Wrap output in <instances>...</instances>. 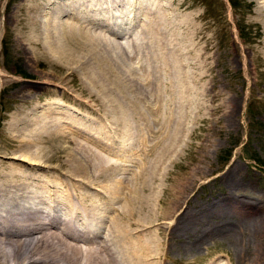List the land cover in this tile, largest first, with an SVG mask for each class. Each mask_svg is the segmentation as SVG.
I'll return each mask as SVG.
<instances>
[{
    "label": "rangeland",
    "instance_id": "obj_1",
    "mask_svg": "<svg viewBox=\"0 0 264 264\" xmlns=\"http://www.w3.org/2000/svg\"><path fill=\"white\" fill-rule=\"evenodd\" d=\"M250 1L251 0L157 1L161 6H163V8L159 11L157 10V12L150 15V17L152 18V16L158 15L159 19L157 17H153L156 21H162V19H164L162 21L164 27H162L163 30L167 29L164 31L165 36L168 35L167 38L171 41L168 42V46L163 47H166V53L170 52L173 54L175 56H173L174 60H177L176 62L178 64L184 65L188 71V83L191 87L189 94L191 93L190 97L192 99V105L189 106L190 111L188 110V113H183L180 117L178 115L179 119H176V115H171L173 116L171 119L168 117L170 115L163 117H145V119L144 117L130 116L129 118H132L134 121V124H132L131 127L132 131L129 130L131 139H129L126 145L123 146L122 142L124 139H121L122 133L119 132L120 129L118 130V126H121V123L118 124V122L123 119L121 117L113 114L107 115L106 113L105 115L104 113H90L83 117V115L81 116L72 112L58 115H49L46 113L44 115V109L49 107L47 103L50 101L49 98L51 96L57 95V99H59L62 104L70 106H74V104L71 103V100L73 99L71 96L77 99L80 98V100H84L85 96L77 90L79 86L82 88L78 77L67 79L65 86L61 87L60 82L64 78V71H61L57 65L49 63V58L40 53L42 50L39 47H33L30 45V42H28V34L30 31L25 25H27L33 16L35 19L38 18V15H35L33 13L34 9H32V6L34 8L38 6L41 11L39 20H47L48 17H51L50 19L60 18V21H72L74 24L79 25L81 29L86 28L91 33L101 36L104 35L111 39L115 38L118 41L117 37L109 34L114 33L117 34L119 38L122 37V39L128 41L135 38L134 36H137L136 30H138L139 26H141L139 25L141 18L138 16L139 13L128 20V17H119V8L114 7L113 9L105 7V11L104 9L101 10L103 18L110 19L112 23H122L118 26L121 28L123 26V33H121L122 31H115V29L104 25L102 20H98L99 18L96 17L92 11H87L84 13L85 15H69L63 11L59 12L56 7L59 4H62L63 0H61V3L60 0H49V2L48 0H0V161L4 163L6 162L7 164L24 165L29 167V165L23 161V156L32 157L33 155L30 156L29 154L22 153L28 143L23 142V139L25 134L27 135V132L36 127L38 128L37 133L41 132V134H39L41 137L38 135L39 137L30 139L31 141L33 140V144H35V142L36 144L39 143L42 139L44 141L41 140L39 144L46 146H51V144H61L62 146L71 147L74 141H76L77 143L83 144L89 148H95V151H97L98 154H103L112 160V163H114L113 169L115 168V177L119 175L123 178H129L137 169L136 166L140 159H138L136 155L140 153L138 152L141 149L140 146L155 144L157 143V140L158 142L166 141L165 143L167 144L165 145L164 143L163 146L166 147L167 145L171 146V144H173L172 150L176 148L174 150V153L176 154L172 153V163L168 164V167L171 169L174 177L184 174L187 170H190V173L197 172L195 175V181L186 191L184 205L181 207L179 212H187L184 219L189 221V223H193L192 225L194 227L201 228L203 235L197 236V234H193L194 236H192L188 232L184 235L177 231L173 236L174 238H172V242L169 244L167 243L168 248L170 245L172 248L170 253L167 250L168 253L166 262L164 263L162 260L163 257H161L160 263L244 264L240 260L239 250L241 246L240 242H244L245 246L249 248L248 253L250 254L248 261L245 263L264 264V17H254L253 15L256 10H259V7H263V3L258 2L259 4H250ZM74 2L75 1H73V3ZM81 3L84 5L86 4V2L83 1ZM178 16L184 19L185 25L183 24V19ZM186 16L189 17L185 19ZM72 17L74 18L69 19ZM188 20L189 23H187ZM177 21L179 25H176ZM182 24L183 26L181 27ZM127 28L128 30H126ZM178 29H181L180 32ZM181 31L183 33H181ZM25 34L27 35L26 37ZM122 34H126L127 36L124 38L123 36L125 35ZM141 37L142 38L136 42H139V45L143 46L144 36L141 35ZM189 37L192 39H189ZM178 41L179 43H176ZM188 42H190L189 45L191 43L192 44L189 46ZM184 44L186 45L185 49ZM179 45L182 46L179 47ZM135 46L137 48L138 45ZM187 46H189V48H187ZM174 47L175 49H173ZM182 49H184L186 53ZM189 56L191 57L190 59ZM181 59L183 60L181 61ZM123 60L124 61H121L122 65H125L127 61L125 59ZM190 60L192 62H190ZM188 67L189 69H187ZM38 81L39 83L46 82L43 85H39L36 83ZM193 82L195 84H192ZM51 84L55 86H52ZM198 91L200 93H197ZM198 94L202 97L200 95L198 96ZM30 96H33V99ZM64 96L67 97L65 98ZM199 98H201L203 102H201ZM22 101L23 103H21ZM196 101L201 104H197ZM31 116L33 117L32 119L35 117L38 118L32 120ZM42 116H44V118L46 116V118L40 120ZM53 116L55 117L54 119L58 130L63 131L65 134V138H63V140L57 136L48 138L42 129L43 125L49 121L48 118ZM181 117L183 118L181 119ZM91 118H93V124L89 126L90 123H87L86 119L91 121ZM155 118H159L160 120ZM17 119L18 121H16ZM152 119L154 120L152 121ZM168 119L169 121H172L169 122ZM180 119L182 122H179ZM135 120L139 123L135 122ZM147 120L152 122L149 123ZM183 121H185V123ZM141 123L143 124L142 126ZM19 124L20 126H18ZM144 124L147 127L150 124L151 127L149 126L147 128ZM160 124L162 126L164 125V130L166 131L162 132L163 127ZM62 126L64 128H62ZM86 126L88 129H90L89 127H94V130L96 131L99 127H101L102 130L96 134L98 138L94 139L92 138L93 136L91 137L87 135V132L84 131V127ZM153 127L155 128V132L154 129H152ZM179 127H182L184 130ZM143 128L145 131H143ZM167 128H169L168 132L170 130L172 131L167 133ZM178 128L180 131H178ZM39 129H41V131ZM65 130H67V132ZM175 130L176 133H173ZM181 130H183V133ZM20 131H23L22 136ZM68 131H70V133ZM141 131H143L142 134ZM17 132L18 135L16 134ZM79 132L81 134H79ZM138 133L142 137L138 135ZM177 133L181 136H178ZM132 135H135V137ZM185 135L187 137H185ZM17 136L19 137L17 138ZM105 136L111 137V140L108 141L104 139ZM153 136H155V139ZM171 136L172 138H170ZM37 138H40L39 141H37ZM114 138H116V142L119 139L122 140V142L119 140V145L115 144ZM137 138H139V140ZM142 138H144L143 140L145 141V144L144 141L141 140ZM25 139L27 140V138ZM170 139V142H172L171 144L168 143ZM64 140L66 144L64 143ZM83 140L85 142H83ZM132 140H135V142ZM140 140L141 142H137ZM106 142H108V144H106ZM90 144L91 146H89ZM97 144L100 145L97 146ZM125 146L127 147L125 148ZM160 146H162V144H160ZM19 148H22V151ZM18 149L20 151H17ZM65 155V152L57 153L50 151V153L48 152V154L40 156V159L38 160L41 161L39 162L40 164L48 166L49 168H56L62 174L63 171L60 170L61 167L59 165L60 163H64V161H66ZM128 159L131 161V163H129L132 164L129 166L130 168L125 167L128 166ZM134 160L137 162L135 163ZM143 168L144 167L141 169ZM117 169L120 171H117ZM57 171L56 173L59 174ZM118 172L121 175L118 174ZM160 181H158L155 186L160 183L158 186L161 187L162 190L159 189L158 191H161L160 198L161 200H164V204L161 205L163 207V205L166 206L167 201L169 202L167 187L170 182L169 179H161ZM86 193L89 194L88 192ZM234 211L244 213V217L242 218V215H239ZM240 225L243 226V229L241 230L238 228ZM112 238V235L108 237V250L114 249L113 251H116V247H113L115 246L113 241L114 238ZM200 239H203V245L198 248H193V244ZM163 241L161 239V243H163ZM256 244H258V247L255 248ZM165 248L166 244L164 243L163 250ZM160 263L156 259L155 264Z\"/></svg>",
    "mask_w": 264,
    "mask_h": 264
},
{
    "label": "bare ground",
    "instance_id": "obj_2",
    "mask_svg": "<svg viewBox=\"0 0 264 264\" xmlns=\"http://www.w3.org/2000/svg\"><path fill=\"white\" fill-rule=\"evenodd\" d=\"M73 1L75 2L73 3ZM82 1L86 2V4H82ZM157 1L158 0H63L62 4H59L56 7L59 12L63 11L69 15H80L87 11H92L95 16L99 18L98 20H102L104 25L115 29V31H122L121 33H123V26L122 28L118 26L122 23H112L110 19L103 18L101 10L104 9L105 11L108 7L113 9L114 7L119 8V17H128V20L139 13L138 16L141 17L139 25L141 26L136 30L139 34L136 33L137 36H134V33L133 36L135 38L128 41L122 39V37L119 38V36L114 33L109 34L117 37L118 41L115 38L114 40L104 35L101 36L91 33L86 28L81 29L79 25L74 24L72 21H60V18H56V20L48 17L47 20H39L41 14L40 8L38 6H36V8L32 6V9H34L33 13L38 15V18L35 19L33 16L34 19H30L27 25L24 24L30 31L28 34L29 41H27L30 42V45L33 47H39L42 50L40 53L49 58V63L57 65L61 71H64L63 81H58L60 82L61 87L65 86L67 79L78 77L82 88L79 86L77 90L85 96L84 100H80V98L77 99L71 96L72 94L70 95L73 98H71V103L76 107L62 104L61 101L57 99V95L51 96L49 98L50 101L47 103L49 107L44 109V115L46 113L49 115H58L72 112L81 116L83 115V117L90 113H104V115L106 113L107 115L113 114L121 117L123 118L122 121L118 122V124L121 123V126H117L118 130L120 129L119 132L122 133L121 139L123 138L124 141L122 142V140H119L124 146L128 140L131 139L129 130L132 131L131 127L132 124H134L133 119L131 118V121L129 118L130 116H139L144 117L145 119V117L148 118L152 116L163 117L176 115L177 118L174 117L179 119L181 114L188 113L189 106L192 105V99L190 97L191 93L189 94L191 89L189 86L190 84L188 83L189 74L184 65L178 64L176 62L177 60H174L175 56L173 54L165 52L166 47L163 46H168V42L171 40L167 38V34V36H165L164 31L167 29L163 30L164 26L162 21L164 19H162V21H156V17L159 19L158 15L152 16V18L155 17L153 20L150 17V15L156 13L157 10L159 11L163 8V6ZM258 2H262L263 7H259V10H256L253 15L254 17H264V0H251L250 4H259ZM178 17L182 18L180 16ZM188 17L186 16L185 19ZM73 18L74 17L69 19ZM187 23H189V20ZM183 24L185 25V22ZM176 25H179L178 21ZM126 30H128V28ZM178 30L180 32L181 29ZM181 33L183 32L181 31ZM26 34L25 37L27 36ZM122 35H125L123 36L124 38L127 36L126 34ZM141 35L144 36L143 46L139 45V42H136L142 38ZM191 37H189V39H192ZM190 42H188V45ZM176 43H179V41ZM135 45H138L137 48ZM180 46L182 45H179V47ZM185 46L186 45L184 44V49ZM189 46H187V48H189ZM173 49H175V47ZM184 49L182 50L184 51ZM190 58L191 57L189 56V59ZM123 59L127 61L125 65H122L121 61H124ZM182 60L183 59H181V61ZM190 62L192 61L190 60ZM187 69H189V67ZM39 81L36 82L39 85H43L46 82L39 83ZM195 83L193 82L192 84ZM197 93L200 92L198 91ZM199 95L200 94H198V96ZM64 97L66 98L67 96ZM199 100L203 102L201 98H199ZM196 102L197 104H201L198 101ZM21 103H23V101ZM170 116H168L170 119L173 118V116ZM32 118L33 117L31 116V119ZM36 118L38 117H35L34 119ZM43 118L44 116H42L40 120ZM54 118V116L49 117V121L47 122L45 120L46 123L43 125L42 129L48 138L57 136L63 140L65 134L63 131L58 130ZM182 118L183 117H181V119ZM155 119L158 120L159 118ZM86 120L87 123H90L89 126L93 124V118H91V121L88 119ZM153 120L154 119H152V121ZM180 120L179 122H182V120ZM16 121H18V119ZM135 122L138 121L135 120ZM183 122L185 123V121ZM142 125L143 124L141 123V126ZM18 126H20V124ZM149 126L150 124L148 127ZM162 127V132L166 131L164 130V125ZM62 128L64 127L62 126ZM89 128L90 129H88L87 126L84 127V131L87 132L86 134L91 137L93 136L92 138L94 139L98 138L96 134L97 132H100L102 128L99 127V131L94 130V127ZM169 128H167V133L172 131L170 130L168 132ZM37 129L38 128L35 127L27 132V135L25 134L23 139V142L28 143L22 153L29 154L30 156L33 155L32 157L23 156V161L27 163L29 167L24 165L7 164L6 162L4 163L0 161V264H155L156 259L160 263L161 257H163L162 260L165 263L167 260V253L168 251L170 253L172 248L171 245L168 248V244L172 242V238H174L173 236L177 231L184 235L187 232L192 236H194L193 234H197V236L203 235L201 228L194 227L192 225L193 223H189V221L184 219L187 212H179L184 205L186 191L195 181V175L197 172L190 173V170H187L184 174L174 177L171 169L168 167V164L172 163V153H174V150L176 149L174 148L172 150L173 144L170 142L171 139L168 142L171 146L167 145L165 147L163 144L166 141H159V143L158 140L156 141L157 143L152 145L150 143L153 141L150 142L149 144L151 146H140L141 149L138 151L140 153L137 154L138 156L136 155V157L140 159L137 166L135 165L137 161L135 162L134 160V165L137 168L136 171L129 178H123L117 174L116 177L114 176L115 168L113 169L114 163H112V160L103 154H98L97 151H95V148H89L76 141H74L72 146L70 145L71 147L62 146L61 144H55L56 146L54 144V146L52 144L51 146L39 144L42 139L39 143L36 144L35 142V144H33V140L31 141L30 139L39 137V134H41V132L37 133ZM152 129H154L155 132V128L153 127ZM39 130L41 131V129ZM183 130H181L182 133ZM65 131L67 132V130ZM143 131H145L144 128ZM143 131H141V134ZM178 131H180V129ZM18 132L16 133L17 135ZM68 132L70 133V131ZM80 132L79 134H81ZM20 133L22 136L23 131H20ZM139 133L138 135H140ZM173 133H176V130ZM179 135L180 134H178V136ZM18 137L19 136H17V138ZM133 137H135V135ZM185 137L187 136L185 135ZM25 138H27V140ZM139 138L137 139L139 140ZM153 138L155 139V136H153ZM170 138H172V136ZM37 139V141H39L40 138ZM104 139L110 141L111 137L105 136ZM143 139L144 138L141 140ZM119 140L117 143L116 138H114V143L119 145ZM135 140L132 141L135 142ZM141 140L137 142H141ZM83 142L85 141L83 140ZM106 144H108V142H106ZM160 144H162V146H160ZM166 144L167 143H165V145ZM99 145L97 144V146ZM89 146H91V144ZM126 147L127 146H125V148ZM19 149L22 151V148ZM19 149L17 151H20ZM50 151L66 153V161L59 165L61 167L60 170L63 171L62 174L56 168H49L48 166L39 163L41 162L38 160L40 159V156L48 154ZM129 162L131 163L128 159V166H124L129 167L132 165ZM141 166L144 168L141 169ZM56 171L60 175L57 174ZM117 171L120 170L117 169ZM118 174L120 173L118 172ZM161 179H169L170 182L167 187L169 202L167 201L166 206L163 205V207L161 205L164 204V200H161V191H158L161 189V187L158 186L160 183L155 186V184ZM234 212L242 215V218L244 217V213L237 211ZM243 221L246 222L245 220ZM238 228L241 230L243 229V226L240 225ZM111 235L114 238H112L115 245L113 247H116V251H113L114 249L108 250V237ZM161 239L162 241L164 240L163 243H161ZM196 242L193 244V248H198L203 245V239L197 240ZM164 243L166 244V248L163 250ZM240 243V260L242 263L247 264L245 262L249 259V248L245 246L244 242ZM256 247H258V244L255 245V248Z\"/></svg>",
    "mask_w": 264,
    "mask_h": 264
}]
</instances>
